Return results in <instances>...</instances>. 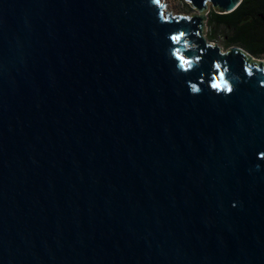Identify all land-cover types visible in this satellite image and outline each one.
<instances>
[{"label": "water", "instance_id": "95a60500", "mask_svg": "<svg viewBox=\"0 0 264 264\" xmlns=\"http://www.w3.org/2000/svg\"><path fill=\"white\" fill-rule=\"evenodd\" d=\"M162 0H0V264H264V63Z\"/></svg>", "mask_w": 264, "mask_h": 264}, {"label": "trees", "instance_id": "16d2710c", "mask_svg": "<svg viewBox=\"0 0 264 264\" xmlns=\"http://www.w3.org/2000/svg\"><path fill=\"white\" fill-rule=\"evenodd\" d=\"M210 41L223 38L227 49L240 47L256 58H264V0H243L228 14L209 13Z\"/></svg>", "mask_w": 264, "mask_h": 264}, {"label": "rangeland", "instance_id": "374dc122", "mask_svg": "<svg viewBox=\"0 0 264 264\" xmlns=\"http://www.w3.org/2000/svg\"><path fill=\"white\" fill-rule=\"evenodd\" d=\"M162 3L166 5L165 12L166 13L168 12V14L172 13L173 16H182V17L192 18V14H197V15L200 14V12L194 9L191 6V4H189L186 0H162ZM207 8H208V13L205 14L207 21L204 22L205 27H206V34L204 37L206 38V40L208 41L210 45H217L222 50L223 53H227L228 51H230L231 48L227 49L224 46L222 37L217 39L215 42H211L209 39L210 33H211V29L208 24L209 13L211 11H216V10L213 8L211 4H208ZM252 59L255 61L264 63V58L259 59V58L252 56Z\"/></svg>", "mask_w": 264, "mask_h": 264}]
</instances>
